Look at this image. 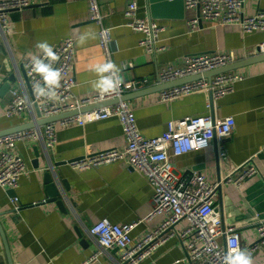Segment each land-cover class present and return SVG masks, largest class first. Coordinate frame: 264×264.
I'll list each match as a JSON object with an SVG mask.
<instances>
[{"label":"crops","instance_id":"1","mask_svg":"<svg viewBox=\"0 0 264 264\" xmlns=\"http://www.w3.org/2000/svg\"><path fill=\"white\" fill-rule=\"evenodd\" d=\"M134 1L138 16L153 20L164 28L156 54H150L140 42L144 34L127 26L125 8ZM33 4L10 16V30L0 37V131L31 122L30 117H8L11 88L22 90L23 71L31 55L36 54L37 41L47 40L57 45L72 36L76 39L75 65L71 75L75 81L74 99L86 98L96 92L90 81L95 79L89 69L106 61L99 44V25L91 18L90 0H33ZM106 15L105 25L112 28L111 49L114 62L121 66V79L147 78L149 87L157 86V75L164 67H181L189 55L234 53L237 61L259 55L258 46L264 42V31L244 34L237 25H215L202 20L198 28L190 21L198 16L197 9H166L165 16L152 17L150 0H98ZM264 11V0H246L244 14L253 16ZM85 31L95 39L79 46L77 40ZM236 61V62H237ZM134 63L130 71L123 69ZM245 78L235 84L234 91L221 98L211 92H193L172 101L161 100L162 91L133 97L132 104L138 126L147 137L162 135L168 122L188 117L213 115L234 116L233 133L224 139L227 159L219 155L218 141L209 147L176 156L170 162L180 174L197 171L209 181L216 182L233 175L234 169L249 159L256 163L259 173L240 185L224 183L216 200L225 223L235 225L241 234L243 249L258 239L257 225L264 221V60L232 70ZM15 76V81L12 80ZM26 83V82H25ZM27 90L31 95L27 85ZM62 120V119H61ZM56 121L57 143L46 149L44 143L18 142L17 152L23 157L27 172L14 190L0 188V223L5 231L14 264H83L95 252H100L97 264H114L122 249L103 250L91 234L93 224L107 218L115 224L143 221L132 232L133 245L157 228L166 218L159 215L147 221L154 208L155 189L149 178L127 162L117 161L86 170L70 162L96 152L122 147L126 143L119 116L85 124L62 125ZM51 171L64 208L53 201L45 175ZM65 182H68L67 185ZM19 198L21 211L15 219L10 213L12 197ZM188 222L176 229L181 232ZM0 233V264H9ZM255 264H264V250L253 256ZM193 264L178 237L171 238L143 263Z\"/></svg>","mask_w":264,"mask_h":264},{"label":"built area","instance_id":"2","mask_svg":"<svg viewBox=\"0 0 264 264\" xmlns=\"http://www.w3.org/2000/svg\"><path fill=\"white\" fill-rule=\"evenodd\" d=\"M33 3V0H0V37L6 36L10 30L9 21L12 12L21 11ZM245 3L246 0H184L185 8L198 10V16L190 21L193 28H198L201 21L205 19L217 26H240L244 34L257 30L264 31V11H258L253 16H246ZM90 13L91 18L99 25L98 37L103 55L106 60L114 61L111 49L112 28L105 25L106 15L98 0H90ZM125 17L127 26L145 35L140 44L150 54H156L162 49L158 46V41L164 28L153 20L140 18L136 2L131 1L127 4ZM53 46L60 57L55 67L61 69L63 74L59 99L45 103L35 98L32 86L39 77L30 74V60H28L25 63L27 81L20 83L22 90L16 87L10 89L12 98L6 110L8 117H30L31 121H36L39 119L36 107L41 116L47 118L93 104L121 99L127 93L152 85V81L147 78H133L129 81L121 79L122 84L118 95L101 97L95 93L90 97L74 99L72 91L75 81L71 73L75 65L76 39L69 36ZM257 53L264 54V42L259 44ZM236 61L234 53L189 55L185 59L184 66L169 65L160 70L155 84L202 74L226 67ZM133 68L134 63L131 62L123 67L125 71ZM244 78L243 74L233 71L223 72L211 79L202 78L163 90L161 100L172 101L193 92H211L213 98H221L233 92L235 84ZM114 115L119 116L122 121L126 143L122 147L99 151L82 159L73 160L70 164L77 169L86 170L117 161L127 162L132 169L145 174L155 189L154 208L146 220H152L159 215L166 216L159 227L149 231L136 245L132 244V232L143 222L141 220L120 225L104 218L93 224L90 232L103 250L115 248L123 250V254L114 264H144L148 257L174 237L181 240L193 264H222V258L230 247L239 246L243 249L239 228L225 223L221 211L216 206V200L220 195L222 184L229 182L240 185L244 180L259 173L254 160L249 159L236 167L233 175H228L216 182L209 181L197 171L180 174L174 170L170 162L171 152L179 156L193 150L204 149L184 150L186 145L205 138L208 140L205 148L216 139L219 155L227 159L223 141L233 133L236 125L235 117L220 118L203 115L171 120L162 135L147 137L139 129L132 104L129 101L119 100L109 106L64 118L61 123L64 126L74 123L85 124ZM20 141L29 144L41 142L46 149L54 147L57 143L55 122L0 136V188L2 189H17L21 177L27 172L25 161L16 150L17 143ZM11 201L14 207L10 213L16 219L21 211L19 198L12 197ZM185 221L188 225L178 232L177 225ZM257 232L258 239L247 247L252 256L264 250V221L257 225ZM99 256L100 252H95L83 264H97Z\"/></svg>","mask_w":264,"mask_h":264},{"label":"clouds","instance_id":"3","mask_svg":"<svg viewBox=\"0 0 264 264\" xmlns=\"http://www.w3.org/2000/svg\"><path fill=\"white\" fill-rule=\"evenodd\" d=\"M95 38L93 32L85 31L79 36L77 44L83 46L89 39ZM35 48L37 50L36 54L30 57V74L39 77V79L32 86L33 95L37 100H42L45 103L55 102L59 99V90L63 80L61 69L55 67L60 57L54 50V46L47 40L37 41ZM89 71L95 76V79L90 81L91 87L99 96L119 94L122 84L121 66L114 61L106 60L93 65ZM207 143L206 138L201 139L198 142L186 145L184 150L205 148ZM222 264H255V260L247 249L233 246L223 256Z\"/></svg>","mask_w":264,"mask_h":264},{"label":"water","instance_id":"4","mask_svg":"<svg viewBox=\"0 0 264 264\" xmlns=\"http://www.w3.org/2000/svg\"><path fill=\"white\" fill-rule=\"evenodd\" d=\"M162 5H166L165 6L166 9H170V11L174 10V8L179 9L180 10V14L179 15L181 17H183V12L185 10L184 0H172V1H170V0H150V14H151V18L152 17L165 16L164 12H166L167 10L163 9ZM262 60H264V54L257 55L255 57H252V58L247 59V60L237 61V62H235V63H233L231 65H228L226 67L210 70V71L204 72L202 74H196V75L185 77V78H181V79H178V80H175V81H172V82L162 83V84H159L157 86L147 87V88L139 90V91L127 93L121 99H113V100H109V101L93 104V105H90V106H87V107H82L80 109L67 111V112H64V113H61V114H58V115H54V116H51V117H47V118L42 117L39 109L36 107L37 115H38L39 119H37L36 121H31V122H28V123H24L22 125H19V126L10 128V129H6V130H3V131H0V136L7 135V134H10V133H14V132H17V131H22V130L35 128L38 125L40 126V125H44V124H47V123L56 122V121H59L61 119L68 118V117H71V116L80 115L82 113L89 112V111H92V110L100 108V107H104V106H109V105L115 104V103L119 102V100L129 101L133 97L146 95V94L151 93L153 91H163V90L172 88L174 86L181 85V84L188 83V82H192V81H196V80H200L202 78L211 79L213 76H215L217 74H220V73H223V72H229V71H232L234 69L249 65V64L254 63V62L262 61ZM23 73H25V71H23ZM26 74L27 73L24 74V78L27 81ZM11 78H12V80L15 81V76H12ZM45 180H46V183L48 184V189L50 191V195L53 197V199H51V200L57 201V203L60 204V206L62 208H64L63 200H59V199L55 198V197L58 196L59 191L57 190V184L54 182V175H53V173L51 171H48L46 173ZM67 183L68 182H65L66 185H67ZM0 233L2 234L1 236H2L3 243L5 245V249H6V252H7L8 262H9V264H14L13 258L11 256L12 252H11V250L9 248V243H8L5 231H4L3 226L1 225V223H0Z\"/></svg>","mask_w":264,"mask_h":264}]
</instances>
